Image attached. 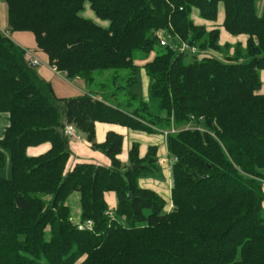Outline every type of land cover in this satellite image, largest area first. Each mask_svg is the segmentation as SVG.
Segmentation results:
<instances>
[{"label": "trees", "instance_id": "1", "mask_svg": "<svg viewBox=\"0 0 264 264\" xmlns=\"http://www.w3.org/2000/svg\"><path fill=\"white\" fill-rule=\"evenodd\" d=\"M3 1L8 31L33 33L58 71L88 85L102 71L113 70L116 81L128 70L126 88L141 106L127 110L93 89L58 97L26 50L0 30V116L9 115L0 167L6 152L11 159L10 178L0 177V264H264V0ZM87 3L108 26L83 14ZM161 32L202 54L185 63V53L161 45ZM223 33L243 38L232 56H215ZM157 45L163 49L145 65L160 100L155 115L130 86L137 82L134 53ZM97 122L148 133L174 122L180 130L167 138L170 198L139 183L154 171L157 147L140 157L134 143L123 167L124 137L110 131L97 143ZM68 123L111 166L67 168ZM188 123L203 130L183 129ZM45 142L47 152L28 155ZM108 192L117 196L114 209ZM75 194L76 222L69 203ZM87 220L93 230H80Z\"/></svg>", "mask_w": 264, "mask_h": 264}, {"label": "crops", "instance_id": "2", "mask_svg": "<svg viewBox=\"0 0 264 264\" xmlns=\"http://www.w3.org/2000/svg\"><path fill=\"white\" fill-rule=\"evenodd\" d=\"M87 4L85 7L86 11H84L83 14L85 15V12H87V13L90 12V15H91V13L93 14L94 12L91 10V8H88ZM219 14H220V17H223L224 13H223L222 7H220ZM88 18L92 19V17H88ZM93 20L96 21L95 19H93ZM108 25H109V23H108ZM0 30L3 32H6L13 39V41L16 44H18L19 46H21L22 48H24L26 50V59L28 61L31 59H34V58L39 59L40 64L38 66H36V69H37L39 75L43 79H45L46 81H49L53 85L55 93L58 97L71 98V97H77L79 95H83L89 91L92 92V90L88 89L87 84L82 77L69 79L64 72H60L58 70H55L49 62L48 55L45 54L42 50H40L37 47V42H36V39H35V36L33 33L27 32V31H14V32L8 31L7 5L5 4V2L3 0H0ZM222 40H226V41L231 42V43L232 42L236 43L237 41H242L243 38L242 37L234 38V37H232L226 33H223L221 41ZM96 96L99 99H103L98 93L96 94ZM155 129L157 130V133H148V132H144V131L131 130L127 127L117 125V124L97 122L96 123V142L97 143H103L106 140L108 132H110V131H114V132L121 134L124 137L122 152L124 151V148H125L124 146L126 143L127 148H128V153H127L126 159L128 162H129V152H130L134 143H138L140 146L139 147L140 157H144L147 154V151H148L150 146H155L158 149V145H157L158 142H160L162 144L160 146L161 147L160 155H161V153L169 154L165 138L161 132L163 129H161L160 127H156ZM123 133L128 134L129 138H127L126 137L127 135H124ZM73 139H75V140H73ZM136 140H141L142 143H139ZM70 146L75 150V152L77 154V158L72 159V157H70L68 164H67V168H69V169L73 168L75 166V164L80 163V162H93V163H96L99 165H104V166H111V164H112L110 158L104 152H102L101 150L95 149V148H91L90 144H88L84 140L83 136L81 138L79 136L72 138ZM91 146H92V144H91ZM50 148H51V143H49V142H45L41 145H38L37 147L31 146V148L28 149V155L29 156H38V155H41V154L47 152ZM122 152H121V154H122ZM121 154L119 155V159H120ZM157 154H158V152H156V155ZM163 159H166V158L164 157L160 160H163ZM160 160H159V164H160ZM160 165H162L166 169L167 174L169 176H171L170 165H167V164H160ZM139 182H140V186L153 188V189L157 190L161 195H163L160 192L159 187H157L155 185L156 182H154V184H153L151 179L148 180L147 178H144V179H141V181H139ZM170 187H171V183L169 182V187H167L168 192H169L168 197L163 195L166 198H170ZM111 193H114V192H111ZM107 194L108 193H106V200L108 202ZM69 203L71 206L77 205L76 206L77 212L75 213V215L78 216L79 215V206H78L79 205L78 204L79 203V197H78V195L77 194L73 195L70 198ZM108 204H109V202H108ZM109 206L111 209H114L116 207V206L110 205V204H109Z\"/></svg>", "mask_w": 264, "mask_h": 264}, {"label": "rangeland", "instance_id": "3", "mask_svg": "<svg viewBox=\"0 0 264 264\" xmlns=\"http://www.w3.org/2000/svg\"><path fill=\"white\" fill-rule=\"evenodd\" d=\"M6 4V3H5ZM88 5V8H90V5ZM260 8H261V4ZM86 11V10H85ZM85 12V16L86 17H92V19H95L97 22L101 23L102 25L107 26L109 21L106 20H100L98 19L95 14L90 12L87 13ZM164 37L168 40V42L177 49L178 52H182L180 49V45H181V41L178 40H174L173 38H171L168 34H164ZM227 43H230V46L227 47ZM233 43V44H232ZM228 42L226 40H222L221 41V51L220 53H215V56H219V57H223V56H232L235 52L234 50V42ZM163 49V47H161L160 45H157L155 50H153L152 52H150L149 54H145L142 51H136L134 53V61L135 64L137 66V71H136V78H137V82L133 85L130 86L131 92L135 93L138 95V97H140L148 106H149V110L152 114L158 115L161 114V108H160V100L159 98L155 97L152 93V78L150 76V74L148 73V71L145 68V65L147 62H149L150 60H152L155 56H157L160 51ZM202 50H200V52L198 54H192L191 52H185V63H190L192 62V60L194 59V56L198 57L202 54L201 52ZM243 62H247L246 59L242 60ZM114 74L113 70H108V71H102L100 73H97L96 75V79L94 83L88 84L87 87L88 89H93V90H97L98 92H101L102 94H106L107 96L110 97V100L113 101L116 104L121 105L122 107H124L127 110H134L136 108H138L139 106H141L140 101H136L132 99L131 94L129 93V89L126 88L127 86V77L129 74L128 70H121L119 71V77L116 81H114L112 79V76ZM260 74H261V81L263 84V88H264V70L261 69L260 70ZM124 87L119 89V87ZM264 91V90H263ZM119 93L118 96H116V93ZM115 94V95H114ZM141 113V115H145L147 116L146 113H144L143 110L139 111ZM9 123V115L7 113H3L0 116V139L2 138L4 131L7 127ZM124 135H127L126 137L129 138V135L126 133H123ZM77 136H79L80 138L83 136L84 140L90 144V147L93 148L91 146V142L88 141L87 136L83 133L80 132L79 130H77ZM75 140V139H73ZM72 141V138L70 140V142ZM139 143H142L141 140H136ZM158 149L157 152L158 154L156 155L157 159L160 160L162 158H167L169 159V165L171 166L172 161H173V157L170 154L167 153H161L160 155V149H161V143L158 142ZM32 147H37V146H32ZM124 151L122 152L120 159L122 161V166L123 167H128L130 165V163L127 161L126 157H127V153H128V148H127V144L125 143L124 146ZM31 148V147H29ZM28 148V149H29ZM28 149H27V153H28ZM71 149V157L73 158H77V154L75 152V150L70 146ZM126 165V166H125ZM11 176V159H10V154L9 152H6V160H5V164L3 167H0V177H5V178H10ZM147 178L148 180L151 179L153 184L154 182H156V186L159 187L160 192L168 197V189L167 187H169V182L172 183V175L169 176L167 174L166 169L158 163L156 164V167L154 169L153 172L147 173L144 176H142L140 178L139 181H141V179ZM140 183V182H139ZM264 183V180H263ZM264 185V184H263ZM44 198L46 200H50L51 196H44ZM107 198H108V202L110 205H117V196L115 193H111L108 192L107 194ZM77 205H72V213H73V220L76 222L78 221V216L75 215V213L77 212Z\"/></svg>", "mask_w": 264, "mask_h": 264}, {"label": "built area", "instance_id": "4", "mask_svg": "<svg viewBox=\"0 0 264 264\" xmlns=\"http://www.w3.org/2000/svg\"><path fill=\"white\" fill-rule=\"evenodd\" d=\"M160 43L161 45L165 46L167 44H169L168 40L164 37V34L161 32L160 33ZM180 49L183 53L185 52H191L192 54H198L200 52L199 48L196 47V46H192L190 45L189 43L187 42H181V45H180ZM30 63L33 65V66H38L40 64V61L38 58H34V59H31L30 60ZM55 70H57L55 67H53ZM173 121V120H172ZM183 129H200V130H203L201 127H197L196 125H193V123H188L187 125L183 126ZM180 129L178 127H176V125L174 124V122H172V125L167 128V129H163L161 132L165 138V141H166V144H167V138L170 134L172 133H176L177 131H179ZM64 133L66 135H68L70 138H74L77 136V128L74 124L72 123H68L66 124L65 128H64ZM169 163V159H163V160H160V164H168ZM172 207V206H171ZM110 215H114V212L111 211L110 212ZM93 227H94V222L93 220H87L85 222H79L78 223V228L80 230H93Z\"/></svg>", "mask_w": 264, "mask_h": 264}, {"label": "water", "instance_id": "5", "mask_svg": "<svg viewBox=\"0 0 264 264\" xmlns=\"http://www.w3.org/2000/svg\"><path fill=\"white\" fill-rule=\"evenodd\" d=\"M140 167H141L140 165H134V166H133L134 169H138V168H140ZM131 196H132V195H131Z\"/></svg>", "mask_w": 264, "mask_h": 264}]
</instances>
